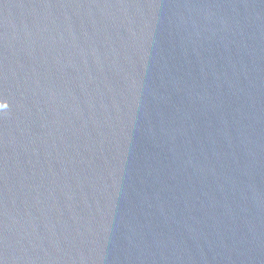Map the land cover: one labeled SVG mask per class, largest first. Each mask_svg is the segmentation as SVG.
Returning a JSON list of instances; mask_svg holds the SVG:
<instances>
[{
    "label": "water",
    "instance_id": "obj_1",
    "mask_svg": "<svg viewBox=\"0 0 264 264\" xmlns=\"http://www.w3.org/2000/svg\"><path fill=\"white\" fill-rule=\"evenodd\" d=\"M0 264H264V0H0Z\"/></svg>",
    "mask_w": 264,
    "mask_h": 264
}]
</instances>
